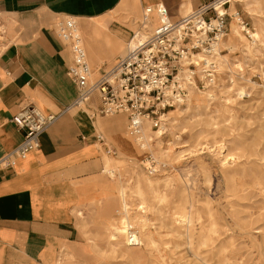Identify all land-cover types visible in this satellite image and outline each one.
I'll list each match as a JSON object with an SVG mask.
<instances>
[{
  "label": "rangeland",
  "instance_id": "374dc122",
  "mask_svg": "<svg viewBox=\"0 0 264 264\" xmlns=\"http://www.w3.org/2000/svg\"><path fill=\"white\" fill-rule=\"evenodd\" d=\"M156 1L173 19L184 16L185 0ZM234 10L244 24L230 18L218 49L199 53L211 60L197 58L184 101L166 111L165 132L147 123L149 147L109 153L116 178L104 165L103 175L116 189L84 213L83 249L62 253L60 264H264V0H239ZM102 63L92 65L94 77ZM117 115L135 134L126 114L106 117ZM112 223L139 232L133 254L112 242Z\"/></svg>",
  "mask_w": 264,
  "mask_h": 264
},
{
  "label": "crops",
  "instance_id": "0c3cea01",
  "mask_svg": "<svg viewBox=\"0 0 264 264\" xmlns=\"http://www.w3.org/2000/svg\"><path fill=\"white\" fill-rule=\"evenodd\" d=\"M204 1L185 0L180 15ZM158 3L0 0L9 41L0 55V157L24 138V130L12 121L22 107L34 103L46 114L59 115L38 149L0 168V264H60L62 253L83 249L84 213L116 189L103 175L107 158L112 163L113 158L103 154L106 146L97 137L103 135L126 157L114 127L127 120L122 115L93 117L90 111L98 101L86 109H68L78 88L69 74L74 62L66 36L78 34L91 66L109 62L125 50L134 28L146 29L145 9ZM152 18L157 25V14Z\"/></svg>",
  "mask_w": 264,
  "mask_h": 264
},
{
  "label": "built area",
  "instance_id": "2783aa9c",
  "mask_svg": "<svg viewBox=\"0 0 264 264\" xmlns=\"http://www.w3.org/2000/svg\"><path fill=\"white\" fill-rule=\"evenodd\" d=\"M238 1L205 0L197 9L178 19L171 17L164 3L148 6L143 18V23L148 24L146 30L134 31L124 54L112 62L100 64L98 77H94L95 70L78 34L66 36L71 40L74 62L69 74L78 88V95L68 109H86L98 101L91 114L93 117L124 113L135 133L143 130L147 123L153 129L163 128L168 108L184 101L187 84L192 82L200 65L199 53L218 49L230 18L244 24L240 11L229 12ZM154 13L159 23L152 26ZM6 34V24L0 19V55L9 45ZM58 117L46 114L34 103L22 107L12 121L24 130V138L12 151L0 157V168H7L15 158L26 157L38 149L42 135ZM97 138L108 148V153H115V148L106 144L103 135Z\"/></svg>",
  "mask_w": 264,
  "mask_h": 264
},
{
  "label": "bare ground",
  "instance_id": "6f19581e",
  "mask_svg": "<svg viewBox=\"0 0 264 264\" xmlns=\"http://www.w3.org/2000/svg\"><path fill=\"white\" fill-rule=\"evenodd\" d=\"M240 1L245 2L246 0H240ZM156 21H157V18H151L150 24L153 26V25H155ZM235 22L233 23L234 24L233 25V32L238 37H241L244 40L245 37L241 32L242 27L240 25L236 24ZM146 26H148V24H146ZM136 32L139 33L140 30L136 31ZM257 33H259V32H257ZM231 41H233V40H231ZM199 57H200V60H206L207 62H209L211 60V58L204 56L203 54H199ZM242 87H244V86H242ZM124 123H126V122H124ZM107 128H109V127H107ZM114 128H115L116 132L119 134V135H116L115 141L117 143H119L120 147L122 148V151H126V153L128 151H131V150L132 151H135V150L136 151H142L145 147V146H143L144 143L148 144V147L150 146L149 142L151 140V137H148L147 134L145 132H143L144 130L136 131V133L134 134L133 132H131L128 129V127H127V129H125L124 125H118V126H115ZM165 128L166 127L164 126L163 128L157 130L156 133L159 136H161L165 132ZM146 164H147V168H152V170H150L151 172H154L158 169V167L154 166L153 164H149V162H147V161H146ZM104 172H108V176L110 178H116V171L112 168L111 160L109 158H107V160H106ZM140 213L143 214V213H145V211L141 210ZM125 215L128 216L129 219H132L128 212L125 213ZM182 217L184 218L185 216L182 215L181 218ZM185 220L187 221L188 218L184 219V221ZM110 226L114 227V229H115L114 232L111 233V240H112V242H114V244L124 245L125 248H127V250L129 252H131L132 254L135 252V249H136L135 247H140L142 240L140 239L139 232L134 227L129 226V225L120 226V225H117L115 223L110 224ZM143 233H144V231H143ZM119 236H121L123 239H119ZM135 241H136V244H135ZM196 255L198 256L197 253H196Z\"/></svg>",
  "mask_w": 264,
  "mask_h": 264
}]
</instances>
